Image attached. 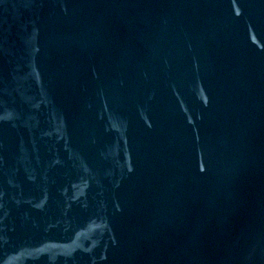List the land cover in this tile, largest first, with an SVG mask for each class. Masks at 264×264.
Instances as JSON below:
<instances>
[{"label":"water","instance_id":"obj_1","mask_svg":"<svg viewBox=\"0 0 264 264\" xmlns=\"http://www.w3.org/2000/svg\"><path fill=\"white\" fill-rule=\"evenodd\" d=\"M0 264H264V0H0Z\"/></svg>","mask_w":264,"mask_h":264}]
</instances>
